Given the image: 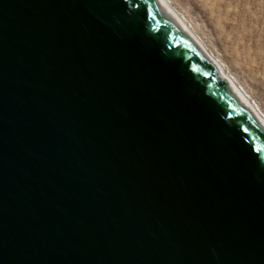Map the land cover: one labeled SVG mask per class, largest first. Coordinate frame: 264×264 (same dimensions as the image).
I'll list each match as a JSON object with an SVG mask.
<instances>
[{"label":"water","instance_id":"1","mask_svg":"<svg viewBox=\"0 0 264 264\" xmlns=\"http://www.w3.org/2000/svg\"><path fill=\"white\" fill-rule=\"evenodd\" d=\"M0 264H264V125L159 0H0Z\"/></svg>","mask_w":264,"mask_h":264},{"label":"rangeland","instance_id":"2","mask_svg":"<svg viewBox=\"0 0 264 264\" xmlns=\"http://www.w3.org/2000/svg\"><path fill=\"white\" fill-rule=\"evenodd\" d=\"M264 114V0H169Z\"/></svg>","mask_w":264,"mask_h":264},{"label":"bare ground","instance_id":"3","mask_svg":"<svg viewBox=\"0 0 264 264\" xmlns=\"http://www.w3.org/2000/svg\"><path fill=\"white\" fill-rule=\"evenodd\" d=\"M160 3L165 5L167 8L172 10L174 16L176 19L181 23V25L188 31L190 35H192L197 42L200 44V46L203 48L205 54L207 55V58L212 61L216 67H218L224 74L225 81L227 85L230 87L231 90H233L237 97L239 99H244L248 106L252 109L255 116L260 120V122L264 125V114L260 107L257 105V103L251 98V96L246 92V90L237 83V81L224 69L220 61L214 56V54L208 49L206 44L203 42V40L200 38V36L196 33L194 28L190 25V23L187 21V19L182 16L178 10L174 7V5L169 0H159Z\"/></svg>","mask_w":264,"mask_h":264}]
</instances>
